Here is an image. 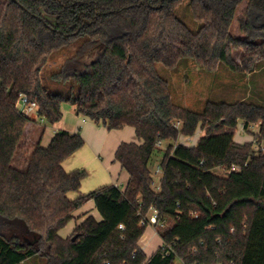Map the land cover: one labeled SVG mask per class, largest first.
I'll list each match as a JSON object with an SVG mask.
<instances>
[{
    "label": "trees",
    "instance_id": "16d2710c",
    "mask_svg": "<svg viewBox=\"0 0 264 264\" xmlns=\"http://www.w3.org/2000/svg\"><path fill=\"white\" fill-rule=\"evenodd\" d=\"M184 1L0 0V264L36 256L47 264H264V105L208 101L196 112L173 102L159 72L183 59L207 72L263 69L264 0H189L196 32L177 14ZM242 4L239 37L233 23ZM234 50L243 52L239 61ZM53 57L49 77L67 93L42 83ZM22 96L46 125L60 122L70 103L108 130L133 127L138 142H122L115 153L127 186L82 194L88 171L68 172L64 162L84 137L60 130L46 146L34 141L28 125L36 120L20 109ZM239 124L247 131L259 124L254 141L235 140ZM198 130L195 145L177 146ZM26 135L32 151L15 166ZM157 151L160 176L150 167ZM232 164L241 169L216 172ZM89 201L101 220L89 215L75 226V240L64 238ZM153 209L167 226L148 255L140 240Z\"/></svg>",
    "mask_w": 264,
    "mask_h": 264
},
{
    "label": "rangeland",
    "instance_id": "374dc122",
    "mask_svg": "<svg viewBox=\"0 0 264 264\" xmlns=\"http://www.w3.org/2000/svg\"><path fill=\"white\" fill-rule=\"evenodd\" d=\"M245 4H242L237 11L236 17L233 23V33L235 36L243 37L239 29V18L243 15V9ZM178 16L193 30L198 31L200 29V23L194 19L190 9L189 0H185L183 4L177 10ZM242 51L234 50V58L240 60L242 56ZM61 54L57 53L54 57L57 59ZM53 59L49 64L43 69L41 78L42 83L49 90L54 92H64L67 93V86L64 84L54 83L49 75L53 73L56 69V60ZM61 62V60L59 61ZM55 63V64H54ZM159 72L166 80L169 81L171 86V93L173 102L176 105L183 106L185 108L192 109L196 112H202L208 101L213 102H228L234 103L241 100H246L247 102L257 103L264 105V68L260 69L251 75L235 73L231 71L227 66L223 65L214 72H207L197 65L191 59L181 60L179 66L175 69H167L163 66H159ZM72 105L70 103H65L63 105L64 109V120L65 126H76L79 121H77L76 116L72 113ZM32 119L38 121L42 125H46L45 122L41 121V118L36 116V112L27 110L26 113ZM83 118L80 117L79 120L82 122ZM61 121V122H62ZM58 122L55 125H46V131L44 134L43 142L48 143L52 134H55V128L61 124ZM36 123V124H35ZM30 123L29 130H38L39 126L37 122ZM79 126V125H77ZM84 126H100L96 123L88 121ZM257 126V125H256ZM45 127V126H42ZM255 129H258L256 127ZM77 131H80L79 128ZM136 134V133H135ZM256 132L242 130V124H239L236 128L235 139L242 143H250L254 141ZM180 139V138H179ZM198 140L196 139L192 144H196ZM257 147V145H255ZM32 151V143L28 140V135L24 139L13 163L15 166H25V161L29 154ZM163 156V152L157 151L153 156V160L150 163L151 169L154 171L158 168L160 159ZM89 172L88 169H85ZM159 178V177H158ZM86 188V187H85ZM91 191V190H90ZM89 191V192H90ZM80 211H83L81 209ZM77 212V211H76ZM74 213V216L76 214ZM97 215L100 217L98 211ZM79 217L71 221L75 223L74 227H70L62 234L64 238H74L75 235V226L78 224ZM171 222V221H169ZM171 223H168L170 225ZM160 227H154L152 225L148 226L145 234L140 240L141 245L145 246L146 253L151 255L161 242V237L159 236ZM22 264H47V259L41 256H36L34 258L28 259ZM177 264H182L180 260L177 261Z\"/></svg>",
    "mask_w": 264,
    "mask_h": 264
},
{
    "label": "crops",
    "instance_id": "0c3cea01",
    "mask_svg": "<svg viewBox=\"0 0 264 264\" xmlns=\"http://www.w3.org/2000/svg\"><path fill=\"white\" fill-rule=\"evenodd\" d=\"M72 113L76 116L79 123H77L76 126H65L64 120H61V124L55 128L54 132L56 133L60 130H67L70 132L80 133V131H77V129L79 128V130H81V135L85 139V145L64 162V168L68 172L76 169L89 170L88 176L83 180L81 193L87 194L90 190L94 191L101 187L113 184L124 189L129 181V174L122 168L119 162L115 161V153L122 142H138L137 136L135 134V129L129 126L115 130H108L103 125L84 126L90 120L77 115L74 106L72 107ZM36 117L37 114L34 118ZM80 117L83 118L81 120L82 122H80L79 120ZM36 122L38 123V121ZM91 122L94 123L93 121ZM37 126H39V129L37 131L33 130V140L35 141L39 139L41 140V144L43 146L48 145L54 134L51 135L48 143H44L43 138L47 126L42 125L41 123H38ZM201 134L202 132H199L198 130L197 133L193 136L192 142H194L196 139L198 140ZM192 142H186L185 136L180 137L178 141L179 144L188 146L195 145L192 144ZM78 195V193L70 194L71 198H76ZM81 209H83V211H80ZM81 209L78 210L75 214V216L79 217L78 224L83 222L89 215H93L97 220H101V216L99 217L97 215V210L93 201H89ZM75 223L73 222L72 225L70 222L63 231L65 232L67 229H70V227H74ZM63 235L64 234H62V236ZM161 244L162 240L159 243L158 247ZM141 247L146 251L145 246L141 245Z\"/></svg>",
    "mask_w": 264,
    "mask_h": 264
},
{
    "label": "built area",
    "instance_id": "2783aa9c",
    "mask_svg": "<svg viewBox=\"0 0 264 264\" xmlns=\"http://www.w3.org/2000/svg\"><path fill=\"white\" fill-rule=\"evenodd\" d=\"M19 107L20 109H22V111L26 114L27 113V110L32 111V112H36V103L35 102H30L28 97L27 96H22L19 100ZM41 121L44 122V118H41ZM257 125V126H256ZM245 125H242V130H246L247 129L244 127ZM256 127H258V129H255ZM251 130H253L254 132H258L259 130V124H254V125H251L250 127ZM193 141V136H188L186 137V142L188 143H191ZM178 143V142H177ZM159 146L162 145L161 142L158 143ZM179 145V143L177 144V146ZM241 169V166L238 165V164H232L229 168H218L216 169V172L217 173H221V174H228L230 172H233V171H237V170H240ZM162 169L160 166H158V168L155 170V175L156 176H160L162 175ZM153 184L159 189L160 188V183L158 182V180H155L153 182ZM150 222V224L152 226H156V227H165L167 226V221L166 220H159V217H158V211L156 209H153V212L151 214V216L148 218ZM145 221H142V224H145L144 223ZM121 228H123V226L121 225L120 226Z\"/></svg>",
    "mask_w": 264,
    "mask_h": 264
},
{
    "label": "water",
    "instance_id": "95a60500",
    "mask_svg": "<svg viewBox=\"0 0 264 264\" xmlns=\"http://www.w3.org/2000/svg\"><path fill=\"white\" fill-rule=\"evenodd\" d=\"M73 239L75 240L76 238L74 237Z\"/></svg>",
    "mask_w": 264,
    "mask_h": 264
}]
</instances>
